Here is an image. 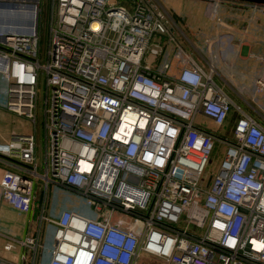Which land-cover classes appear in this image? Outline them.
Masks as SVG:
<instances>
[{
    "label": "built area",
    "instance_id": "built-area-1",
    "mask_svg": "<svg viewBox=\"0 0 264 264\" xmlns=\"http://www.w3.org/2000/svg\"><path fill=\"white\" fill-rule=\"evenodd\" d=\"M128 3L0 0L3 108L31 126L0 142L11 167L3 198L28 212L39 181L87 198L95 216L52 217L42 204L41 221L56 227L48 264H137L142 253L163 264H264V126L223 90L213 60L204 66L178 41L161 0ZM169 49L178 73L161 63ZM255 86L264 98V70ZM199 116L220 135L196 126ZM41 247L39 229L7 236L2 249L35 258ZM22 250L12 264L26 261Z\"/></svg>",
    "mask_w": 264,
    "mask_h": 264
},
{
    "label": "crops",
    "instance_id": "crops-1",
    "mask_svg": "<svg viewBox=\"0 0 264 264\" xmlns=\"http://www.w3.org/2000/svg\"><path fill=\"white\" fill-rule=\"evenodd\" d=\"M161 1L168 12L178 18L176 22L182 43L192 45L195 55L191 53L196 59L197 54L206 63L214 61L215 78L223 90L241 111L254 117L264 126V98L255 92L256 80L264 70V14H256L242 26V21L239 19H226L233 8L240 6V2L237 1ZM216 5L218 7L215 8ZM175 66L178 72L182 68V64L179 63ZM232 93H239L236 95L241 100L240 103L236 102L238 98ZM239 115L238 111H233L230 121L233 122ZM1 117L6 128L0 132V142L10 140L15 135L13 133H27V120L13 126L18 116L3 110ZM199 118L209 120L205 116H199ZM10 168L9 165L0 162V181L4 171ZM36 188L37 196L33 207L30 211L24 212L16 209L3 198L0 186V264H12L11 260L16 259L17 254L22 250L16 248L9 253H4L2 248L7 241V236L21 238L35 234L39 229H41L42 247L35 258L30 249H23L27 256L23 264L49 263L52 246H46L44 243L46 222L41 221L42 204L45 202L47 207L46 193L40 181Z\"/></svg>",
    "mask_w": 264,
    "mask_h": 264
},
{
    "label": "rangeland",
    "instance_id": "rangeland-1",
    "mask_svg": "<svg viewBox=\"0 0 264 264\" xmlns=\"http://www.w3.org/2000/svg\"><path fill=\"white\" fill-rule=\"evenodd\" d=\"M225 1V0H220ZM126 7H130V4L128 2L124 3ZM240 6L235 7L231 10V13L226 18L228 20H237L239 19L242 21V26L247 23L249 20L253 19L255 15L264 14V5L263 4H254L249 2H240ZM218 7V5L215 6V8ZM234 12V13H233ZM233 13V16H232ZM48 15V10H44V18ZM235 15V16H234ZM174 17V16H173ZM175 19V18H174ZM176 37L178 41L181 42V34L180 31L177 30ZM184 43L186 49L189 52H192L194 55V51L191 48V44ZM47 47V27L46 24H44L43 27V33H42V49L43 51ZM174 50L171 49L167 50L166 54L161 60L162 65H170L169 72L171 73H177L178 69L176 68V64L179 63L181 65V61L176 58L174 55ZM197 59L206 66V62L202 60L197 54ZM8 81L0 74V132H3L6 128L5 123L2 121L1 117V111L4 110V106L6 105V102L8 100ZM40 90L42 89V83L40 84ZM255 92H256V86H255ZM236 98L239 93H232ZM236 102L240 103L241 100L238 98L236 99ZM22 121L26 122L24 118L17 117L15 118V121L13 123V126H16L17 124L22 123ZM26 128L27 132L31 131V126L28 122H26ZM195 125L199 126L204 129L212 130L214 133L220 135L219 127L215 125L210 119L205 121L203 119H200L199 117L195 120ZM23 128V127H21ZM17 134V133H13ZM39 147H38V163H39V170L42 171V166L44 163V151H45V145H44V137H43V131L39 130ZM220 147V146H219ZM219 153L218 151L214 153L212 160L213 162H216L217 157ZM46 214L52 215L53 217H59L60 213L65 210H73L76 212H79L83 215L87 216H95L94 210L90 207L88 204L87 198L82 196L81 194L77 193L76 191L67 189L63 186H60L57 183H52L48 185L46 191ZM55 225L51 223H45V245L46 246H53L54 244V232H55ZM137 264H163V262L153 256H150L148 254L142 253V255L139 257Z\"/></svg>",
    "mask_w": 264,
    "mask_h": 264
},
{
    "label": "water",
    "instance_id": "water-1",
    "mask_svg": "<svg viewBox=\"0 0 264 264\" xmlns=\"http://www.w3.org/2000/svg\"><path fill=\"white\" fill-rule=\"evenodd\" d=\"M241 2H249V3H254V4H263L264 5V0H237Z\"/></svg>",
    "mask_w": 264,
    "mask_h": 264
},
{
    "label": "trees",
    "instance_id": "trees-1",
    "mask_svg": "<svg viewBox=\"0 0 264 264\" xmlns=\"http://www.w3.org/2000/svg\"><path fill=\"white\" fill-rule=\"evenodd\" d=\"M122 3H125V2H129L131 0H120ZM232 1H237V0H232ZM237 2H241V1H237ZM175 20L178 21V18L176 16H174Z\"/></svg>",
    "mask_w": 264,
    "mask_h": 264
}]
</instances>
